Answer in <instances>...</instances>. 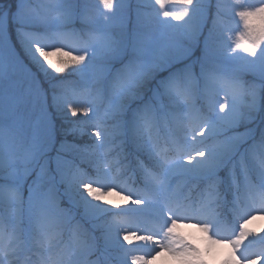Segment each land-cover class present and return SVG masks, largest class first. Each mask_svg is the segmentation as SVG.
<instances>
[{"label":"snow or ice","instance_id":"6c2138e0","mask_svg":"<svg viewBox=\"0 0 264 264\" xmlns=\"http://www.w3.org/2000/svg\"><path fill=\"white\" fill-rule=\"evenodd\" d=\"M261 216L264 0H0V264H264Z\"/></svg>","mask_w":264,"mask_h":264},{"label":"rangeland","instance_id":"374dc122","mask_svg":"<svg viewBox=\"0 0 264 264\" xmlns=\"http://www.w3.org/2000/svg\"><path fill=\"white\" fill-rule=\"evenodd\" d=\"M9 3H14V0H3V4L5 7H7ZM118 17L115 22V26L117 28L119 26ZM233 26H235V22H233ZM142 39L144 46V56L146 58H152L157 55L159 46L158 37L151 33H145ZM196 55H199V53L197 52ZM72 119L76 120L77 118L73 117ZM86 138L87 136L83 138H77V142L82 143L81 141H85ZM61 139L62 137L58 134L55 143L49 149V158L53 162L56 156V152L60 147ZM68 140L70 142L73 141V137L69 135ZM106 199L111 202L116 201L117 203L121 198L113 193L107 196ZM260 225H264V216L257 217L256 219L252 220V222L248 225V228L254 231ZM221 227L224 228L227 227V225L222 224ZM178 233L183 235L187 242L191 243L193 246H196L201 250L207 264H225V261L230 257L231 247L229 245L213 243L212 239L209 238V235L205 234L194 223L182 224L178 229ZM59 239H62L66 244L77 243V237L75 236V234H70L68 231H65L64 234L59 237ZM132 241V245L128 246L131 251L137 255H145L146 253H150V264H185L184 261L178 258L175 254L168 252L166 249L165 250L168 253H159V251L156 253H151V246H149L148 248L141 247L139 250H137V241L135 236L132 237Z\"/></svg>","mask_w":264,"mask_h":264},{"label":"trees","instance_id":"16d2710c","mask_svg":"<svg viewBox=\"0 0 264 264\" xmlns=\"http://www.w3.org/2000/svg\"><path fill=\"white\" fill-rule=\"evenodd\" d=\"M61 137H62V136H61ZM81 142H82L81 144H83V143H85V142H90V138L87 137L85 141H81ZM112 203L115 204L116 201H113ZM85 227H88V225H85ZM261 229H264V225H260L259 227H257V228L254 230V232L259 233V234H261V235H264V233L261 232Z\"/></svg>","mask_w":264,"mask_h":264},{"label":"bare ground","instance_id":"6f19581e","mask_svg":"<svg viewBox=\"0 0 264 264\" xmlns=\"http://www.w3.org/2000/svg\"><path fill=\"white\" fill-rule=\"evenodd\" d=\"M162 252L168 253V252H166V250H160L159 251V253H162Z\"/></svg>","mask_w":264,"mask_h":264},{"label":"clouds","instance_id":"9594fccd","mask_svg":"<svg viewBox=\"0 0 264 264\" xmlns=\"http://www.w3.org/2000/svg\"><path fill=\"white\" fill-rule=\"evenodd\" d=\"M189 264H191V262H189Z\"/></svg>","mask_w":264,"mask_h":264}]
</instances>
